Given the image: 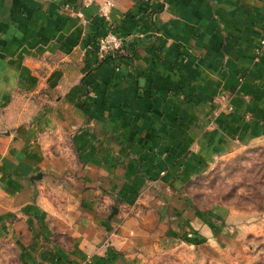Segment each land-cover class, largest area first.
I'll use <instances>...</instances> for the list:
<instances>
[{"label": "crops", "instance_id": "1", "mask_svg": "<svg viewBox=\"0 0 264 264\" xmlns=\"http://www.w3.org/2000/svg\"><path fill=\"white\" fill-rule=\"evenodd\" d=\"M99 3L79 16V0H0V128L40 118L0 136V227L31 197L24 180L41 164L44 126H80L82 157L100 177L182 163L191 173L218 148L264 139V0H114L108 20ZM110 28L125 48L101 61L96 42ZM39 92L53 106L29 107ZM222 95L233 111L220 108ZM34 236L13 237L22 255L40 254ZM82 252L45 258L70 264Z\"/></svg>", "mask_w": 264, "mask_h": 264}, {"label": "rangeland", "instance_id": "2", "mask_svg": "<svg viewBox=\"0 0 264 264\" xmlns=\"http://www.w3.org/2000/svg\"><path fill=\"white\" fill-rule=\"evenodd\" d=\"M44 94L28 95L26 103L53 106ZM220 101L221 109L233 111L226 95ZM36 116L18 128H0V136ZM80 128H40L44 154L24 180L31 197L3 216L0 264H55L47 251L58 260L78 249L82 255L70 264H264V139L218 148L191 173L182 163L155 174L100 177L82 157L74 136ZM116 162L131 170L130 162ZM22 220L25 230L18 228ZM31 230L41 237L40 254L22 255L13 237ZM75 231L91 238L77 241Z\"/></svg>", "mask_w": 264, "mask_h": 264}, {"label": "built area", "instance_id": "3", "mask_svg": "<svg viewBox=\"0 0 264 264\" xmlns=\"http://www.w3.org/2000/svg\"><path fill=\"white\" fill-rule=\"evenodd\" d=\"M99 3V15L101 18L108 20L109 11L112 9L114 0H79L80 7L77 11L79 16H83V10L87 9L94 3ZM125 39L115 30L108 29L107 32L100 36L96 42L95 52L99 60L103 61L111 56H115L118 52H122L125 48ZM264 52V36L260 39L257 47V55Z\"/></svg>", "mask_w": 264, "mask_h": 264}]
</instances>
